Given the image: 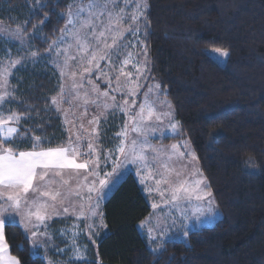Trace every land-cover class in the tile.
I'll return each instance as SVG.
<instances>
[{
  "label": "trees",
  "instance_id": "obj_1",
  "mask_svg": "<svg viewBox=\"0 0 264 264\" xmlns=\"http://www.w3.org/2000/svg\"><path fill=\"white\" fill-rule=\"evenodd\" d=\"M41 2L45 7L32 16L36 0H0V21L14 26L30 20L24 25L28 37L43 55L49 42L60 36L65 23L60 14L71 0ZM147 4L149 27L144 29L142 23L140 35L148 53L147 83L161 85L160 96L172 105L180 130L163 141L188 140L221 217L210 226L192 229L187 240H168L154 252L137 228L150 206L129 173L103 203L107 228L97 238V254H91L89 264H264V0H147ZM45 13L47 23L33 36V25ZM212 48L227 50L225 62L209 53ZM45 63L16 72L25 81L16 92L17 101L24 103L10 105L15 111L24 112L27 106L43 109L45 98L50 102L56 93L59 74ZM10 83L16 85V79L10 77ZM50 115L53 119L45 125L44 135L57 146L68 138L61 117ZM31 126L32 121L25 124ZM109 137L103 132L104 140ZM61 224L52 222L55 227ZM5 234L11 254L21 264H41L30 256L31 242L20 226H6ZM52 257L59 261L57 255Z\"/></svg>",
  "mask_w": 264,
  "mask_h": 264
},
{
  "label": "snow or ice",
  "instance_id": "obj_2",
  "mask_svg": "<svg viewBox=\"0 0 264 264\" xmlns=\"http://www.w3.org/2000/svg\"><path fill=\"white\" fill-rule=\"evenodd\" d=\"M36 3L37 8L31 12L32 16L37 14L38 9L45 7L41 0H36ZM121 3L124 7L120 6ZM130 4H134L135 8L131 15H128L125 9ZM148 7L147 0H87L86 3L85 0H80L79 3L77 0H71L67 11L60 14V18L65 21L64 27L60 29V36L49 42L45 56H41L31 47L24 26L30 23V20L18 24L11 31L7 26L0 27V34L6 39L18 41L20 45L16 56L6 48L0 57V264H21L16 256L11 255V246L5 234L6 226L22 228V234L31 240L30 256L40 259L41 264L58 262L47 259L46 255L40 256L39 249H43L45 253L52 251L58 256H68L71 253L66 264H89L88 244L81 243V237L95 243L93 237L99 235V230L107 228L105 214L100 211L101 202L109 198V192L118 189L129 165L137 168L141 185H146L144 173L147 170L148 177L154 181V187L148 186L146 190L149 194L155 193L161 198V203L151 204L153 211L138 225L146 232L150 243L161 241L153 251L163 248L169 235H182L187 240L192 234L193 225L199 226L204 219L215 216L218 206L215 204L211 185L203 173L198 169L185 171L189 169L187 163L180 164L179 168L175 167L176 152L181 161L185 157L196 161L198 158L195 153L190 150L180 152V146L176 144L171 145L174 150L172 153H165L150 142V137L156 129L147 126L144 121L150 120L154 115L157 121L171 115V105H168V112L157 114L155 111L156 101L151 99L150 94L154 90L159 93L161 85L157 83L149 86L148 91L144 93L143 102L139 104V111L129 115L137 104L134 97L143 87L138 81L141 77L147 78L145 71L148 53L146 48L142 49L145 59L142 64L135 65L138 75L137 82L133 83L132 73H125L123 70V66L131 59V54L125 52L129 47V44L124 42L125 33L136 38L133 46L144 44L139 39V34L141 23L144 29L149 27L146 15ZM47 18L48 13H45L40 23L33 25V36L36 29L47 23ZM124 22H128L129 27L121 30L119 25ZM144 34L147 35V32ZM72 47H75L80 55H74L71 59L77 61V67L82 69L81 81L79 84L74 83L73 87L83 88L86 80L91 89L85 92L84 103L95 105L100 109V114L88 121L89 125L94 127L91 128L93 135L87 139H82L80 134L74 135L66 128L67 141L51 146L52 138L44 135L45 125L50 126L53 119L51 113H55L57 119L64 113V123H71L61 108L62 102H70L71 93L61 83L57 96L52 97L50 102L45 98L46 106L43 109L27 106L24 112L15 111L10 105L24 103L17 101L16 92L25 81V77L16 76V72L22 68L26 69L29 64L37 65L40 60H46L45 67L50 62L63 78L65 69L68 68L66 53ZM216 51L220 52L222 57L229 55L227 50ZM122 55H128V59L121 61ZM101 61L105 62L103 66ZM118 63L121 65L119 69L116 68ZM112 70H116L114 77L109 75ZM72 75L75 76L76 72ZM10 77L16 79V85L10 83ZM92 77H95V81ZM113 79L116 81L115 86ZM98 82L105 85L103 91ZM113 93H122L123 103L117 101ZM93 94L94 98H91ZM129 97L133 98L131 102ZM33 112H36L37 116L31 115ZM39 112L49 115L45 118L39 116ZM117 113L128 116V120L111 138L118 143L110 149H104L101 146L100 126L102 123H108L109 115L115 120ZM28 121H32L33 126L25 127ZM80 127L83 128V125ZM171 130L176 133V123L171 124ZM129 132L137 135L132 137ZM21 145L27 147L22 148ZM182 146L188 149L186 142ZM109 166L110 171L107 170ZM153 167L156 169V175H153ZM161 168L163 171H160ZM157 175L159 178H156ZM193 207L196 209L195 213H192ZM158 209L164 212L163 217L157 214ZM54 216H62L65 219L75 217L77 222L73 223L71 228L57 230L54 236L48 231L49 221ZM16 217H19V224ZM56 239L65 247H59L55 243ZM17 248L24 250L23 245H18ZM91 264H96V261Z\"/></svg>",
  "mask_w": 264,
  "mask_h": 264
},
{
  "label": "rangeland",
  "instance_id": "obj_3",
  "mask_svg": "<svg viewBox=\"0 0 264 264\" xmlns=\"http://www.w3.org/2000/svg\"><path fill=\"white\" fill-rule=\"evenodd\" d=\"M79 2H80V0H77V3H79ZM86 2L87 1H85V3ZM120 6L124 7V5L122 3H121ZM134 8H135V5L134 4H130L128 6V8L125 9V11H126V13L128 15H131V13L134 11ZM141 20H142V18H141ZM5 26H7L10 31L14 30L17 27V25L11 26L9 24H6V23H3V22L0 21V27H5ZM141 26H142V23H141L140 27ZM119 27L121 28V30H123V29L129 27V23L128 22H124L123 24L119 25ZM140 35H141V32L139 34V39L142 41ZM135 39H136L135 37L129 36V35H127V33H125V41L124 42L129 44V47L125 50V52L128 53V54H131V59H130L129 63L126 66H123V70H124L125 73H129V72L132 73V82L133 83L137 82L136 81V76L138 75L137 67L135 65L142 64V62L145 59V57L142 54V49L144 48V45L135 44L133 46V44L135 42ZM109 42H111V41H109ZM30 44H31L32 49L35 50L33 48L31 40H30ZM19 47H20V45H19L18 41L14 40V39H11V38H7L6 39L2 34H0V57L3 56L4 50L6 48L10 49L11 54L13 56H16L18 51H19ZM216 50L217 49H214V48L209 49V53L217 61H219L220 63L225 62L226 57H222L220 52H217ZM220 50H222V49H220ZM66 55L68 57V68L65 69V75H64L63 78H61L60 75H59V78H60L59 85L61 83H63L65 89L69 93H71V96L69 98L70 102H68V103H63L62 102L61 103V108L64 109V112H66V114H67L66 115V119L69 122H71V123H69V124H65L64 123V121H65L64 113H61L60 117H61L64 129H66V128L70 129V131L74 135L75 134H80L82 136V139H87L90 135H93L91 133V128L94 127V125H89L88 121L91 120L93 116L99 115L100 114V109H97L95 107V105H93L91 103H88L87 105L84 103V94H85V92H88L91 89V85H88L86 80L84 81V87L83 88H74L73 87L74 83H76V84L80 83V81H81L80 72L82 71V69L77 67V61L72 60L71 57L74 56V55L75 56H79L80 53L78 52V50L75 47H72V48L68 49ZM41 56H45V53L43 55H41ZM124 59H128V55H122L120 57L121 61H123ZM147 61H148L147 70L145 71V76L147 78L145 79L144 77H141V79L138 81V83L143 85V87L140 89V91L137 94V96L134 97L136 99V101H137V104H136V107L133 108L129 112V115H134L136 112L139 111V104L141 102H143V100H144V93H146L148 91V87L149 86H154L155 84H157L156 81H153V82L149 81L147 83L148 74H149V68H150L149 67V60L147 59ZM44 62H46V60H40L39 61V63H44ZM104 63H105L104 61H101V65L102 66L104 65ZM48 65H50L52 67L50 62H48ZM120 67H121V65L118 63L116 68L119 69ZM74 71L76 72L75 76L72 75V73ZM57 73L59 74L58 71H57ZM109 75L114 77L116 75V70L110 71ZM92 79L95 81V77H92ZM121 79H126V77H121ZM98 83H100V82H98ZM112 83H113V86H115V83H116L115 79H113ZM146 84H147V86H146ZM129 86L131 87L132 84H130ZM100 87H101V90L103 91L104 88H105V85L103 83H100ZM58 92H59V86H58V89H57L56 93H54L52 95V97L57 96ZM113 94L116 95L117 101H119L120 103H123L122 93H113ZM150 96H151L152 100L156 101V103L154 105V108H155V111H156L157 114H159L161 112H168L169 111L168 105H171V104H170L168 99H166L165 97L160 96V91H159V93H156L155 90H154L153 93L150 94ZM91 98H94V94L92 95ZM131 99H133V98L129 97V101L130 102H131ZM108 102L109 103L111 102L110 99H109ZM160 102H165V103H160ZM145 115H147V113H145ZM127 120H128V116H124V115H121L120 113H117L115 120H113L112 117L109 115L108 116V123H102L101 124V126H100L101 127V131H102V136H101L102 145L101 146L104 149H110V148L114 147L115 144L118 143V141L111 140V138L115 136L116 132L121 130V128L123 127L124 122L127 121ZM144 123L147 126L153 127V128L156 129V131L153 132L151 137H150V142L157 149H163L165 153H172L174 150L171 149V145L176 144V145L180 146L179 147V151L180 152H184V151H188V150H190L191 152H194L187 139L177 138V139H175L173 141H170V142H164L163 141V139L165 137L177 136L179 134V131H180L178 122L175 119L174 110L172 108V105H171V115L170 116H168V117H166V118H164V119H162L160 121H157L155 119V115H154L150 120H145ZM172 123H176L177 124L176 133H173L172 130H171V124ZM81 125H83V128L80 127ZM129 127H131V122H129ZM106 130H111V131L109 133H107ZM65 132H66V135H67V138H68V131H65ZM103 132H104V135L106 134L105 136H110L108 140H104L103 139ZM129 135L134 137L137 134L129 132ZM110 140H111V142H109ZM185 142L188 145V149H185L182 146ZM126 143H127V141H126ZM149 155H151L150 151H149ZM175 159L177 160V163L175 164V167H177V168L180 167V164L187 163L189 165V169H186L185 171L190 170V169H198L200 171L198 159L196 161H191L190 157H185L181 161V160H179L178 152H176V154H175ZM107 170L110 171L111 167L109 166V168ZM160 171H163V169L161 168ZM129 173H132L135 176V178L137 179L138 183H139V180H140L141 176L138 175L137 168L135 166L129 165L127 170H126V172L124 173L123 178ZM153 175H156L155 167H153ZM144 176L146 178V185H141L140 183H139V185H140L141 190L143 191V193H144V195H145V197L147 199V202L149 203L150 212H152L153 210L151 209V204L153 202L158 203V204L161 203V198L155 193H152V194L148 193V191L146 189H147L148 186L154 187V181H153V179L148 177L147 170L145 171ZM156 178H159V176L157 175ZM74 186L75 185L73 184V187ZM111 193L112 192H109L108 195L110 196ZM104 202H105V200H103L101 202V206H100V211H102V212H103V203ZM195 211H196V209H195V207H193L192 208V213H195ZM150 212L148 213V215L146 217L149 216ZM156 212H157L158 215L163 217L164 212H161L159 209L156 210ZM220 217H221V213L218 212V210H216L215 216L208 217V218L204 219V221L199 226L193 225L191 227V230L192 229H198V228H200L202 226H210L217 219H219ZM144 219L145 218H143L142 220H144ZM16 220H17V224H19V217H16ZM54 220H57V221L61 222L62 224L59 225L58 227H55L54 225L52 226V222ZM141 221H139V223L137 224V228L140 231V233L142 234V236L144 237L145 242H146L147 246L149 247V249H151L153 251V249L158 248V246H159L161 241L158 240L155 243H150V241L147 238L146 232L142 231L138 227V225L140 224ZM76 222L77 221L75 220V217H71V218L65 219L62 216L61 217H55L54 216L53 219L51 221H49L50 228L48 229V231L55 236L57 234V230L63 229V228H71L73 223H76ZM177 226H179V222H177ZM41 230H43V229H41ZM104 232H106V229L99 230V235L96 236V237H93V239L95 240V243H91L90 241H87L83 236L81 237L80 242L88 244L87 259L90 258L91 254H94V253L97 254V243H96V241H97V238L101 234H103ZM161 239H163V238H161ZM175 239H179L180 240V239H185V238L182 235H169L167 237V241L168 240H175ZM30 242H31V240H30ZM55 243L57 245H59V247H61V248L65 247V245L63 243H61V241L59 239H56ZM161 249L162 248H160V250ZM38 251L40 252V254L42 256L46 255L47 259L52 260L54 262H58V263H63V261L65 263V261L67 260L68 256L71 255V253H69L68 256H58L57 255V257L59 258V261H58V259L56 260L55 258L52 257V254L56 255L52 251H49L47 253H45L43 249H39ZM154 252H157V251H154Z\"/></svg>",
  "mask_w": 264,
  "mask_h": 264
}]
</instances>
